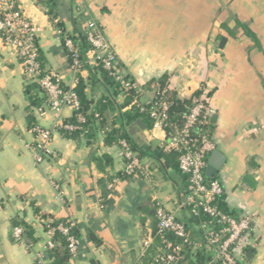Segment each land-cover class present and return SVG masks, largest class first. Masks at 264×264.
<instances>
[{
  "label": "crops",
  "instance_id": "0c3cea01",
  "mask_svg": "<svg viewBox=\"0 0 264 264\" xmlns=\"http://www.w3.org/2000/svg\"><path fill=\"white\" fill-rule=\"evenodd\" d=\"M18 3L41 27L37 45L42 67L61 75L64 84L72 74L59 26L66 33L75 28L83 32L91 18L101 24L122 69L149 95L157 83H147L164 74L179 97L202 88L208 97L212 150L224 156L214 179L232 215L252 219L237 264H264V0H83L86 12L76 0ZM222 13L228 22L217 18ZM220 35L227 36L221 48ZM78 78L88 99L95 104L103 98L107 105L102 111L105 128L97 126L93 137L76 139L54 131L52 154L37 165L30 150L32 127L50 126L52 114L38 116L43 95L28 86L19 58L0 36V264H35L36 254L47 256L45 223L69 218L76 224L79 245L66 264H150L157 245L152 237L157 204L179 220L187 217L183 176L153 156L155 150L167 153L164 130L142 122L147 133L130 135V124L124 126L142 149L137 152L146 173L123 175L119 147L105 142L104 131L121 126L120 113L132 101L122 106L125 97L112 95L93 66L82 69ZM31 95L38 105L30 104ZM73 114L65 108L63 120ZM14 222L31 229L23 242L12 238Z\"/></svg>",
  "mask_w": 264,
  "mask_h": 264
},
{
  "label": "built area",
  "instance_id": "2783aa9c",
  "mask_svg": "<svg viewBox=\"0 0 264 264\" xmlns=\"http://www.w3.org/2000/svg\"><path fill=\"white\" fill-rule=\"evenodd\" d=\"M77 6L86 8L83 0H76ZM83 34L89 48L81 56L73 34L61 29L62 43L66 49L70 62L69 68L72 74L69 84L63 83L61 75L45 70L39 60L37 40L41 27L28 17L18 0H0V36L16 54L20 60L25 78L35 82L43 95V105L36 107L38 116H44L47 111L52 114L51 125L42 127L34 125V142L30 146L34 161L37 165L45 162L52 154L49 147L52 134L59 128L64 131H73L78 128L77 123L85 121L80 112V100L76 93L78 75L86 66L100 64L101 68L114 80L123 96L133 92L132 104L139 111L146 112L154 126L162 128L166 141L164 149L167 152L177 153V166L181 174L186 176L187 187L183 204L189 207L194 216L205 214L209 221L200 222V240L191 239L190 230L184 222L157 204L155 208V233L153 238L159 237L160 244L156 245L155 252L150 256L152 264H182L180 251L182 246H188L191 252L198 247L211 257L217 264H237V258L248 245L251 232V215L234 217L218 209L215 199L222 194L221 184L217 179H209L205 175L207 159L213 149V144L208 132L199 135L192 133L197 124H207L206 106L202 97H194L189 112L184 116L180 126L168 121V108L170 101L165 98V89L158 84L151 86L149 90L143 88L132 80L122 69L118 56L105 36L101 24L91 18L85 20ZM70 108L75 114V123L64 122L63 110ZM118 156L122 159L121 172L127 177L144 175L143 167L138 152L133 150L125 139L118 141ZM213 224V225H211ZM75 222L69 218L63 223L49 227L46 232L50 236L45 248L51 249L55 242L52 239L57 230L66 238L67 251L70 257L76 255L79 239L71 232ZM172 234L181 240L180 244H172L166 238ZM16 242L24 241V229L15 225L11 232ZM35 264H49V260L43 253L35 256Z\"/></svg>",
  "mask_w": 264,
  "mask_h": 264
},
{
  "label": "trees",
  "instance_id": "16d2710c",
  "mask_svg": "<svg viewBox=\"0 0 264 264\" xmlns=\"http://www.w3.org/2000/svg\"><path fill=\"white\" fill-rule=\"evenodd\" d=\"M59 25V24H58ZM62 31H64L62 26H59ZM245 29V28H244ZM228 35H233V33L230 30H226ZM65 32V31H64ZM246 35L250 36L252 39L255 40V43L258 44V40L255 36V34L245 29ZM74 40H76V44L78 47V50L83 56L84 52L89 48V44L86 41V38L83 34V32L78 30L77 28L74 29L73 37ZM227 41V36L220 35L218 36V47H223L224 44ZM69 56V55H68ZM70 62V58H69ZM94 70H97L101 76V81L104 84V86L112 91V95H121L122 92L118 90L117 84L114 82V80L104 71L100 64L93 65ZM167 75H161L156 79L150 80L147 84L150 86L153 82L157 83L159 85V88L165 89V98L166 100L170 101V106L168 108L167 114H168V121L176 126H180L183 122L184 116L189 112L191 105H192V99L194 97H202L204 100V104L207 109V95L203 94L202 88H199L198 90H195L189 97H179L176 92L170 87ZM28 86H33L37 89L39 87L35 82H30ZM83 83L81 82L80 78H78V83L76 85V93L78 95V98L80 100V112L84 115L85 121L81 123H77L78 128L73 131H64L63 129L59 128L58 130L63 134L71 138H78L79 136H84L86 138L93 137L99 126V128L104 129L105 128V120L102 115L103 109L107 107V105L103 104L101 102L103 98H100L97 103H93L91 99H88L83 91ZM123 95V94H122ZM124 102L122 106L128 105L129 102L132 100L133 92H129L126 96H124ZM106 102H112L110 97H105ZM30 104L31 105H38V98L35 96H29ZM42 100V99H40ZM74 117H72L69 120H64V122H73L75 123V114H73ZM140 119L146 128H150L152 125V120L147 116L146 112L139 111L138 107L132 104V106L123 112L120 113L119 120H121L122 124L116 129H111L104 131L105 133V142L107 144H118V141L120 139H125L131 146L133 150L139 151L141 153L142 149L137 147L136 144L131 140V137L126 132L124 126L133 123L135 120ZM208 132L210 136V126L209 124H197L196 127L193 129L192 133L194 135H199L202 132ZM144 153V152H142ZM153 156L156 158H163L165 160L166 165H170L173 169L178 170L177 166V153L175 151L170 152H163L162 150H155L153 153ZM181 174V173H180ZM183 176V184H182V193L183 196L186 194V187H187V180L186 176L181 174ZM209 179H214V175L209 177ZM215 205L218 209L222 210L225 213L231 214V211L225 206L224 204V195L220 194L215 199ZM184 208L187 211V217L185 220H182L186 226L190 230V237L191 239L198 240V237L200 238L201 230L198 228V225L200 222L203 221H209V217L205 214H200L198 216H194L190 213L189 207L187 205H184ZM65 220L60 221H49L46 222L44 225L45 230H47L49 227L56 226L59 223H63ZM15 225H19L18 223L14 222ZM213 225V224H211ZM24 229V234L30 235V228L28 226L19 225ZM155 226H156V219H155V225L153 227V233H155ZM71 232L77 236L76 232V226L70 229ZM166 238L170 241L172 244L171 246H174L176 244H180L181 240L177 237L173 236L172 234H167ZM52 239L55 242V245L51 249H47V256L44 257L47 258L49 261V264H66L68 259L70 258V255L67 251V242L65 236H63L59 231H55L54 235L52 236ZM155 242L157 244H160V238L156 237ZM156 246L152 249V253H154ZM194 253L193 259L192 254ZM152 255V254H151ZM181 255V261L182 264H204L206 261L211 264H217L216 262L211 260L210 255L204 254V250L201 249V247H198L195 252H191L188 246H182V250L180 251ZM150 264L151 258H150Z\"/></svg>",
  "mask_w": 264,
  "mask_h": 264
},
{
  "label": "water",
  "instance_id": "95a60500",
  "mask_svg": "<svg viewBox=\"0 0 264 264\" xmlns=\"http://www.w3.org/2000/svg\"><path fill=\"white\" fill-rule=\"evenodd\" d=\"M140 130H143L145 131V133H147L140 119L135 120L127 127V132L130 135H133L135 132ZM223 160H224V156L218 150L216 149L212 150L207 160L205 175L207 177H211L216 172V170L221 166ZM248 253H250V251Z\"/></svg>",
  "mask_w": 264,
  "mask_h": 264
},
{
  "label": "rangeland",
  "instance_id": "374dc122",
  "mask_svg": "<svg viewBox=\"0 0 264 264\" xmlns=\"http://www.w3.org/2000/svg\"><path fill=\"white\" fill-rule=\"evenodd\" d=\"M217 18H219V20H221L222 22H228L229 21L228 16L227 15H224L223 13L222 14H218V17ZM260 36H262V35H260Z\"/></svg>",
  "mask_w": 264,
  "mask_h": 264
}]
</instances>
